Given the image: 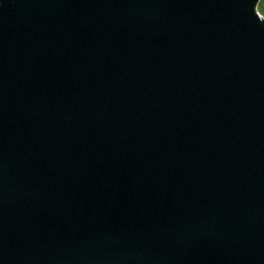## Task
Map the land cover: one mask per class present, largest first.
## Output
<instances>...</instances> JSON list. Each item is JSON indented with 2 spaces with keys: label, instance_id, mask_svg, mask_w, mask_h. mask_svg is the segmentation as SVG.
<instances>
[{
  "label": "water",
  "instance_id": "obj_1",
  "mask_svg": "<svg viewBox=\"0 0 264 264\" xmlns=\"http://www.w3.org/2000/svg\"><path fill=\"white\" fill-rule=\"evenodd\" d=\"M259 0H0V264H264Z\"/></svg>",
  "mask_w": 264,
  "mask_h": 264
},
{
  "label": "rangeland",
  "instance_id": "obj_2",
  "mask_svg": "<svg viewBox=\"0 0 264 264\" xmlns=\"http://www.w3.org/2000/svg\"><path fill=\"white\" fill-rule=\"evenodd\" d=\"M257 10L262 16H264V0H259Z\"/></svg>",
  "mask_w": 264,
  "mask_h": 264
}]
</instances>
